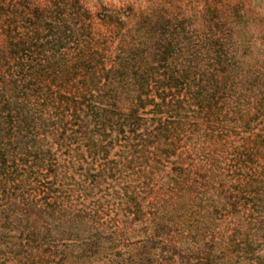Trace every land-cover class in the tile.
Instances as JSON below:
<instances>
[{
    "label": "trees",
    "instance_id": "16d2710c",
    "mask_svg": "<svg viewBox=\"0 0 264 264\" xmlns=\"http://www.w3.org/2000/svg\"><path fill=\"white\" fill-rule=\"evenodd\" d=\"M98 1L0 0V264H264V69Z\"/></svg>",
    "mask_w": 264,
    "mask_h": 264
},
{
    "label": "rangeland",
    "instance_id": "374dc122",
    "mask_svg": "<svg viewBox=\"0 0 264 264\" xmlns=\"http://www.w3.org/2000/svg\"><path fill=\"white\" fill-rule=\"evenodd\" d=\"M39 1L46 3V0ZM104 1L113 4L117 16L114 20L100 24L103 27L106 24L110 28H120V33L128 39L134 37L138 43L151 39L146 33L144 22L146 19L153 22L165 17L168 38L180 45L178 53L181 47H199L206 40L216 41L215 37L219 36L226 44L227 51L235 55L242 73L255 77L263 73L264 0H247L250 9L246 15L240 13L242 7L236 6L240 0H211L214 4L212 6L208 5L207 0ZM61 2L62 0H59V3ZM205 24L211 28L205 29ZM160 32L162 29L157 31L159 34L156 37H160Z\"/></svg>",
    "mask_w": 264,
    "mask_h": 264
}]
</instances>
